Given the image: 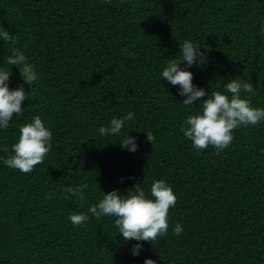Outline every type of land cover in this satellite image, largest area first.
<instances>
[{"label":"trees","instance_id":"16d2710c","mask_svg":"<svg viewBox=\"0 0 264 264\" xmlns=\"http://www.w3.org/2000/svg\"><path fill=\"white\" fill-rule=\"evenodd\" d=\"M5 29L14 43L0 40V70L12 71L10 89L29 94L0 129V264H264V121L234 129L219 154L197 150L181 129L202 101L184 105L179 86L162 78L189 40L207 49V62L187 69L194 85L231 96L232 79L252 83L241 98L264 108V0H0ZM14 48L34 66L31 86L7 63ZM129 112L119 134L99 133ZM35 116L52 148L22 173L4 160ZM128 133L134 153L120 146ZM157 180L177 197L169 229L134 256L141 242L119 236L115 217L88 209L137 183L151 198ZM84 184L83 202L64 192ZM73 213L89 219L73 225Z\"/></svg>","mask_w":264,"mask_h":264},{"label":"clouds","instance_id":"9594fccd","mask_svg":"<svg viewBox=\"0 0 264 264\" xmlns=\"http://www.w3.org/2000/svg\"><path fill=\"white\" fill-rule=\"evenodd\" d=\"M12 36L6 29L0 31V40L4 42L14 43ZM180 48L181 59L170 60L162 71V78L172 86H179V95L186 97L183 100L184 105L202 101V111L188 116L181 131L195 149H207L211 145L215 148L216 154H219L231 144L234 129L241 125H256L264 121V108H254L248 99L241 98V91L253 93L252 83H242L232 79L225 85L227 93L231 96L220 91L208 93L205 89L194 85L193 73L187 69L197 63L201 66L205 64L207 49L202 51L200 45L189 40L180 42ZM125 52L131 55L127 49ZM7 63L19 68L22 80L28 85L31 86L38 79L34 66L28 63V58L20 50L14 48ZM181 64H185V67L182 68ZM11 75L12 71L0 70V129L9 126L14 114L21 113L22 102L28 99L29 92L25 91L23 85L14 90L9 88ZM206 96L207 99H204ZM133 118L132 112L121 119L113 118L110 126L99 128V133L104 137L117 135L125 127V122ZM146 134L147 141L153 144V134L151 132ZM51 140V131L45 127L40 116H35L31 123L21 126L18 142L12 145L14 155L5 159L4 164L22 173H30L35 166L44 162L45 156L52 148ZM136 141L137 137L128 133L120 142V146L134 153L138 148ZM4 150L8 151L7 148ZM124 179L122 177L121 182ZM87 187V184L75 188L67 187L64 192L83 202L87 198L84 195V189ZM150 196L151 198L146 195L140 183H137L127 191V195L120 194L117 190L105 193L103 199L98 204L92 205L88 212L94 217H115L114 226L118 229L119 236L122 235L126 241L141 242L134 244L131 250L132 255L139 256L143 248L142 242L152 243L158 237L167 234L169 210L177 201L173 189L164 180L152 183ZM64 198L68 199L67 196ZM88 219L85 213H73L69 216L71 223L76 226L84 224ZM182 232V225L176 224L173 234L180 235ZM144 264H156V261L146 258Z\"/></svg>","mask_w":264,"mask_h":264}]
</instances>
